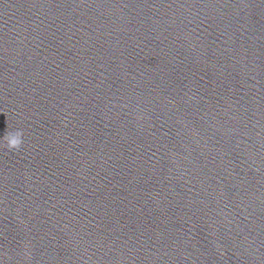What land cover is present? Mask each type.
I'll use <instances>...</instances> for the list:
<instances>
[{
	"label": "water",
	"instance_id": "1",
	"mask_svg": "<svg viewBox=\"0 0 264 264\" xmlns=\"http://www.w3.org/2000/svg\"><path fill=\"white\" fill-rule=\"evenodd\" d=\"M99 264H264V0H193Z\"/></svg>",
	"mask_w": 264,
	"mask_h": 264
},
{
	"label": "clouds",
	"instance_id": "2",
	"mask_svg": "<svg viewBox=\"0 0 264 264\" xmlns=\"http://www.w3.org/2000/svg\"><path fill=\"white\" fill-rule=\"evenodd\" d=\"M24 145L23 129H15L11 132L4 131V135L0 136V148L10 152H18Z\"/></svg>",
	"mask_w": 264,
	"mask_h": 264
}]
</instances>
